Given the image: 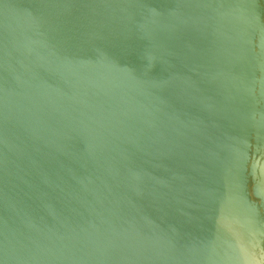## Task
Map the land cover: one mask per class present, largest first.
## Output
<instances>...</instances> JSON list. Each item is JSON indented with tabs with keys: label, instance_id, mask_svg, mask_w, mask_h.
I'll return each instance as SVG.
<instances>
[{
	"label": "water",
	"instance_id": "1",
	"mask_svg": "<svg viewBox=\"0 0 264 264\" xmlns=\"http://www.w3.org/2000/svg\"><path fill=\"white\" fill-rule=\"evenodd\" d=\"M0 264H264V0H0Z\"/></svg>",
	"mask_w": 264,
	"mask_h": 264
}]
</instances>
